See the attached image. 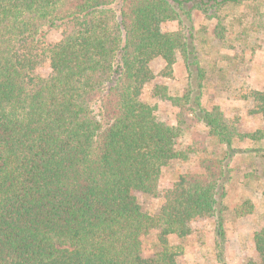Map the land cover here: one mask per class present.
I'll return each mask as SVG.
<instances>
[{
	"label": "trees",
	"instance_id": "16d2710c",
	"mask_svg": "<svg viewBox=\"0 0 264 264\" xmlns=\"http://www.w3.org/2000/svg\"><path fill=\"white\" fill-rule=\"evenodd\" d=\"M199 18L212 50L245 53L264 37V0H0V264H182L186 247L171 239L201 223L215 235L213 257L201 258L224 263L230 212L257 215L254 199L230 210L232 189L264 198V129L245 132L205 103L214 81L233 83L240 69L202 52ZM52 31L60 40L47 45ZM157 60L163 77L178 64L188 73L176 93L156 88L176 108L172 123L141 99ZM258 101L250 114L264 119ZM177 161L200 171L162 191ZM137 194L164 205L151 214ZM252 242L256 257L242 264H264V226Z\"/></svg>",
	"mask_w": 264,
	"mask_h": 264
},
{
	"label": "rangeland",
	"instance_id": "374dc122",
	"mask_svg": "<svg viewBox=\"0 0 264 264\" xmlns=\"http://www.w3.org/2000/svg\"><path fill=\"white\" fill-rule=\"evenodd\" d=\"M202 25V20L199 18L196 28L202 52L205 54L206 51L212 55L213 61H220V66H224L227 63L226 60H221L224 55L230 56L232 59L235 58L233 63L240 69L239 74L235 75L232 79L233 83L227 84V82H224L225 85H222L220 82L217 83L214 81L208 87L209 96L205 97V103L211 102L213 105L220 106L227 117L235 121L239 128L245 132H254L259 129H264V119L260 116L250 114V111L253 110L257 102H259L258 100L264 97V37L255 38L250 43V47L245 53H242L239 48L231 44H226L224 46L220 45L219 49L212 50L211 47H208L202 42L203 36L200 33ZM166 28L174 29L176 25L169 24ZM60 37L61 33L59 31H52L45 38V42L47 45H52L60 40ZM152 68L157 77L144 89L141 99L150 104L158 103L163 118L172 123L176 115V108L161 102L158 98L156 88L159 85L168 84L171 90L176 93L186 86L188 73L182 64H178L174 67L172 77H163L162 72L165 68V63L162 60L155 61L152 64ZM48 71L49 69L47 66H42L38 68L37 74L39 76H46ZM243 96H246L247 99H244ZM244 148H248V146ZM260 164V167L263 169L264 160H261ZM237 165H240V171L244 172L246 170V167L242 166V163L238 162ZM187 171L199 172L200 170L197 162L193 161L189 164H185L177 161L171 163L162 173L160 189L162 191L167 190L174 184L180 174ZM257 185V183H254L253 187ZM136 197L138 203L151 214H157L164 205V202L157 197L143 194H137ZM239 198L243 200L254 199L257 215L237 219L232 210L236 204L240 203ZM229 200V206L232 212H230L231 216L229 217L227 227L228 243L224 257L225 261L222 264H242L246 259L256 257L252 242L253 232L264 226V198H260V196L255 197L254 189L244 190L237 183L235 188L232 189ZM199 228V234L187 238L186 240H180L178 238L171 239L172 243H182L186 247V253L182 258V264H212L209 259L206 260L201 258V253L203 252L206 254L208 252V257H213V253L210 254L209 251H211L215 245L214 229L207 223L199 224ZM155 242L156 234L144 240V258H150L152 256L155 250ZM214 264L219 263L215 262Z\"/></svg>",
	"mask_w": 264,
	"mask_h": 264
}]
</instances>
